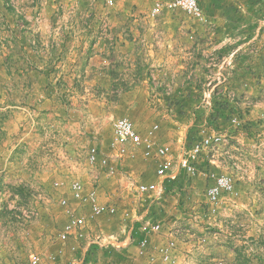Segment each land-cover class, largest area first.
<instances>
[{"label":"rangeland","instance_id":"rangeland-1","mask_svg":"<svg viewBox=\"0 0 264 264\" xmlns=\"http://www.w3.org/2000/svg\"><path fill=\"white\" fill-rule=\"evenodd\" d=\"M197 1L202 9H207L212 2L218 3L214 5L217 8L242 6L239 3L241 0ZM152 3L153 0H113L112 4H107L105 0H0V264H29L31 254H39V264L71 262L66 253L52 257L55 251L53 245L57 244L55 235L68 218L60 200L65 198L77 215H85L88 211L86 206H78L70 194L69 184L74 179L83 182L88 189L94 187L100 203L114 204L117 209L114 215H103L90 224L88 232L91 236L103 230L123 242L128 237L130 225L138 222L139 217L141 220L144 216L161 220V230L165 231L175 219L166 216V220H162L161 206L153 204L145 196H139L133 189L134 183L128 179L131 176L138 181H149L156 165L154 159H144L141 151H136L135 156H138V164L142 167H133L137 166L136 163L125 166L123 162L117 165V171L112 176L99 166L90 165L86 159L88 148L95 143L100 145L104 154H113L107 147L109 140L106 139L111 137V123L116 118L130 120L133 116L140 131H147L157 124V136L161 125L165 126L164 118L167 117L162 120V116H176L175 108L180 106L178 100L182 98L198 106L190 113L200 111L199 123L209 113L210 108L203 94L213 86L208 80L196 84L200 95L188 98L176 94L178 40L192 39V32L185 29L202 21L179 9L152 16ZM256 5L258 10H264V0L254 1L252 6ZM205 18L208 23L206 15ZM240 35L235 33L232 36L235 45L232 55L240 56L239 62H242L245 59L241 57L249 51L250 54L258 52L260 61L250 66L253 74H249L248 82L250 86L257 83L264 86V43L259 48L254 45L243 50L245 46L237 47L246 40ZM114 38L132 40L133 46L128 48V53L132 52V55L142 59L140 66L141 69L144 67L147 75L153 72V77L143 75L136 82L139 88L147 86L149 95L146 99L132 92L124 95L118 92L128 90L129 85L114 77L116 65L114 69L110 64L106 65L109 67L104 77L98 74L105 68L94 63L96 56L90 61V52L95 50L91 46L96 40L106 43L113 42ZM124 50L107 44V53L104 54L109 59H115ZM148 58L167 59L168 70L173 73L167 76L156 74L160 67L156 64L147 69L148 64L144 60ZM255 77L261 81L257 82ZM231 99L240 102L239 96L233 95ZM135 100L149 103L147 106L151 112L146 119L143 118L144 112L129 106L128 102ZM157 100L163 102L164 111L158 108ZM238 108H234L237 114L231 115L230 120L213 123L218 130L206 122L204 126L197 127L189 144L201 137L202 128L224 134L234 129L232 118H236L237 122L248 121L249 118L263 119L262 107L250 111ZM190 113L186 114L187 119L192 118ZM229 113L225 110V114ZM248 114L249 117H246ZM189 144L186 139L185 147H190ZM204 178V181H209ZM205 186L203 184V188ZM199 194L200 206L206 214L210 206L204 189ZM124 210L129 212L127 217L123 214ZM184 224L178 229L195 238L205 239L211 231L207 224H202L207 228V234H200L199 237L193 231V224ZM161 230L155 234H160ZM87 240H72V245L82 249ZM191 241L195 244L190 242L189 245L193 253H187L181 264H195L199 259L206 261L207 255H203V250L208 244H204V240ZM131 246L132 243L111 248L107 256L113 263L134 259L136 264H147L144 257L130 256L128 249L131 248L128 247ZM197 254H202L204 258ZM102 259L98 249L88 253L91 264L103 263Z\"/></svg>","mask_w":264,"mask_h":264},{"label":"crops","instance_id":"crops-1","mask_svg":"<svg viewBox=\"0 0 264 264\" xmlns=\"http://www.w3.org/2000/svg\"><path fill=\"white\" fill-rule=\"evenodd\" d=\"M247 2V0H241L239 3L242 6H239V8H217L216 6L209 5L207 9H202L209 20L208 23L198 22L187 26L189 28L185 30L192 32L193 38L190 40H178L179 54L176 56L177 65L175 68L178 76L176 94L182 95V97L188 96V98L192 95H200L199 86L196 84L199 82L203 84L205 80H208L209 83L213 84L211 87L214 89L213 95L217 97L223 96L222 101L225 100L236 110H239L238 107H241V110L247 111L254 110L255 108L260 109V107L264 109V86L259 85V83L250 86L248 82L250 75L253 74L250 66L260 61V57L256 54L258 52L250 54L249 51V53L245 54V57H241L245 59L242 62H239L240 56L235 55L234 57L232 55L234 51H232V47L235 46L232 36H235V33L241 34L240 37H243V40L246 39L237 45V47L245 46L243 50L251 48L254 45H258L259 48L261 43H264V40H262L264 38V21L262 22L264 10H258L257 5L250 6ZM236 19L238 21L234 22ZM107 44L109 46L112 44L113 47L120 46L126 50L122 51V54L118 57L116 56L115 59H109L104 54L107 53ZM130 46H133L132 40L114 38L113 42L106 43L96 40L93 46H91L95 50L90 52V61L94 60L96 56L94 63L100 64L101 68H105L103 71L98 72V74H103L104 77L107 76L105 72L109 67L106 65L110 64V67L113 69L116 65L114 77L129 85L128 90L118 92L121 95L132 92L133 95L145 96L146 99L149 95L147 86L139 88L136 82L143 75L144 77L145 75L153 77V72L147 75L144 67L141 69L140 65L141 63L143 64V61L136 55H132V52L128 53L130 52L128 49ZM144 61L148 64L147 69L155 64L160 65L159 69L156 70V74L158 75L165 76L166 74L167 76L173 73L172 70H168L167 59L164 61L163 58L155 60L148 58ZM255 79L257 82L261 81L259 77H255ZM233 95L239 96L240 102L232 101L231 96ZM157 101L158 108L164 111L166 108L163 102ZM128 103L129 106L133 105L144 112V119L150 115L149 112L151 111H149L147 106L149 103H146L145 100L129 101ZM196 107L198 106L195 103H190L189 100H186L184 107L186 113L184 116L178 118L173 114L162 116V120L164 117L167 118H164L165 126L161 125L160 132L156 136V141L157 144L170 145L172 157L175 160L184 149L189 148L185 147V140L187 132L194 121V114L190 112L192 110L195 111ZM155 108L154 110H156ZM188 113H190L192 118H186V114ZM250 116L253 117L252 114ZM130 117V121L133 122L136 128V119L133 116ZM246 117H249V114ZM238 122L239 126H232L234 129L227 130L228 132H226L229 136L228 145L205 150L196 162L197 169L199 170L213 171L217 174L223 173L232 178L234 186L229 199L223 204L221 209L214 213H211L209 210L205 214L202 211L197 195H200L201 189H204L205 192V187L210 184L209 181H204L205 178L201 174L191 177L183 170L175 168L174 171L178 173L173 179L165 180L168 183L163 197L158 201H150L153 204L161 206L160 210L164 214V217H161L162 220H166V216H171L175 219L169 225L167 231L161 230L160 234L149 236L150 251H153L156 246L166 240L173 238L177 246L174 255L176 264H181L187 253H193L189 245L191 243L195 245L191 241L195 240V238L186 234L187 232H183L184 230H179L178 227L185 225L184 223L193 224L195 227L193 231L200 237V234L206 236L207 232L205 231L207 228L202 226V224H207L211 231L208 232V237H205L204 244H208V247L206 250H203V255H207L206 261L208 263L217 260L223 261V264H264V119L249 118L248 121L240 120ZM204 124L205 119H202V123L198 127L204 126ZM136 129L140 134L146 133V129L144 131H140L139 128ZM106 140L108 141L109 138ZM137 151L140 153V150ZM124 163L125 166H132L133 163H136L137 166L134 165L133 167H142V165L138 164V156L126 158ZM152 171L154 174L152 172L149 181L145 182H152L158 179L155 176V167ZM132 178L136 180L135 177ZM203 184L204 186L206 184L204 188ZM147 219L153 222L161 221L144 216L142 220L139 217L136 220L138 222L130 225L128 233L132 237V246L128 247L131 248L128 251L131 252V257L137 253V244L142 237L140 227ZM124 242H128L127 238L121 244H124ZM72 244L71 241L65 245L64 254L66 253L69 259L65 258L71 260L67 264H71L74 261L77 262L76 260L84 264H91L88 261V253L92 249L88 248L86 244L84 248H78L71 253V250L77 247ZM95 249L100 251L103 263L93 264H113L110 261V257L107 256L110 249L99 247ZM77 254L79 257H77ZM197 255L200 258H204L202 254ZM201 260H197L198 263L195 264H207L205 260Z\"/></svg>","mask_w":264,"mask_h":264},{"label":"built area","instance_id":"built-area-1","mask_svg":"<svg viewBox=\"0 0 264 264\" xmlns=\"http://www.w3.org/2000/svg\"><path fill=\"white\" fill-rule=\"evenodd\" d=\"M107 4H112L113 0H105ZM197 0H153L150 8L152 16H158L163 11L182 10L188 16L205 22V14L202 8L197 4ZM205 103L210 108L212 105V95L214 89L210 88L204 92ZM264 119V114H263ZM232 125L237 126L236 118H232ZM158 125H152L146 133L141 136L134 128L132 121L126 117H119L111 123V137L108 141L107 147L111 152L106 155L101 152V149L95 143L91 145L86 152V159L90 165L99 166L104 172L112 176L116 173L117 165L122 164L126 158H135L136 151H141L142 157L145 159H154L156 161L155 174L156 181L143 182L136 181L131 176L128 177L134 183L133 189L139 196H145L150 201L160 200L166 189L165 180L173 179L177 175L178 170H183L188 176H195L201 174L209 180L210 184L205 190V199L210 212L214 213L223 207V204L229 199V195L233 191L234 182L227 174H217L213 171H199L196 167V162L199 160L205 150L218 148L229 144V136L226 133L210 131L208 128L200 130L201 137L195 140L189 148L184 149L179 157L175 160L172 157V149L167 144H157L156 131ZM132 178V179H131ZM58 186V183H55ZM69 190L72 198L79 206H86L88 211L85 215L75 214L74 209L70 208L65 198L60 200V205L64 207L67 215V220L64 222L60 230L55 235L57 244L55 247L54 257H59L64 254L65 245L68 242L79 241L84 238L87 240L88 248L94 245L99 248H116L125 247L132 242L131 234H127L125 244L115 240L112 234H106L103 230H99L94 235H90L88 229L90 224L103 215H114L117 211L114 204L100 203L98 200L97 192L94 187L88 189L84 183L78 179H74L69 184ZM124 216L127 217L129 212L124 210ZM161 230L160 221L145 220L140 227L142 237L137 244V257H144L147 259V264H176L175 241L170 238L166 243L154 248L153 251L149 250L150 238L149 236L158 233ZM192 236L191 234H189ZM195 238V237H194ZM196 241L205 240L204 238H195ZM72 249L73 251L76 250ZM72 262L71 264H84L81 261ZM29 264H39V254H31L28 260ZM113 264H136L134 259L126 260V262H114ZM217 264H222L221 261Z\"/></svg>","mask_w":264,"mask_h":264},{"label":"trees","instance_id":"trees-1","mask_svg":"<svg viewBox=\"0 0 264 264\" xmlns=\"http://www.w3.org/2000/svg\"><path fill=\"white\" fill-rule=\"evenodd\" d=\"M256 0H251L250 2H247L248 5H253V2ZM212 6L214 5H218V3H211ZM185 98H182L181 100H178V102L180 103V106H177L175 108V112H176V117H182L185 115L186 111L184 110L185 107ZM222 98L219 97H213L212 98V105H211V111L207 114L205 122L208 126H214V128L216 130H218L219 128L214 125L213 123L218 121V120H230V116L233 114H237L236 110L233 108V106L229 105L225 100L222 101ZM225 110H229L230 113L229 114H225ZM225 114V115H224ZM234 116V115H233ZM200 111H196L194 112V121L192 123V126L189 128L188 132H187V143L189 144L191 142V138H192V132L198 127V124H200ZM190 145V144H189ZM167 183L168 181L165 182V189H167ZM96 248V246H90V249H94Z\"/></svg>","mask_w":264,"mask_h":264}]
</instances>
